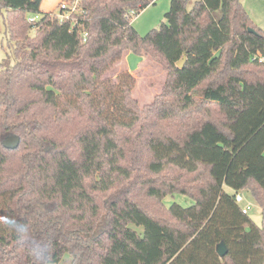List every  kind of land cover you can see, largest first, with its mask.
<instances>
[{"label": "trees", "instance_id": "16d2710c", "mask_svg": "<svg viewBox=\"0 0 264 264\" xmlns=\"http://www.w3.org/2000/svg\"><path fill=\"white\" fill-rule=\"evenodd\" d=\"M79 1L72 28L42 0H0L15 57L0 62V222L50 239L53 264H264V30L241 0H171L143 36L147 0ZM125 52L166 72L141 108L131 73L103 78ZM175 193L193 203L167 206ZM0 264H33L2 223Z\"/></svg>", "mask_w": 264, "mask_h": 264}, {"label": "rangeland", "instance_id": "374dc122", "mask_svg": "<svg viewBox=\"0 0 264 264\" xmlns=\"http://www.w3.org/2000/svg\"><path fill=\"white\" fill-rule=\"evenodd\" d=\"M59 1L60 0H42L40 10L42 12H55ZM170 1L171 0H156L154 3H150L138 14L133 15L131 20L132 26L142 36L152 29L158 28L160 23L165 21L164 15L169 9ZM193 1L194 0H187V8L192 6ZM241 2L253 23L264 30V0H241ZM3 15H5V9L2 7L0 8V62L6 58H10V60L14 62L15 57L13 55V48L9 42V38L5 34ZM32 33L33 31H30V34ZM138 58L140 60V57ZM141 58L143 60L141 66L133 73L136 82L132 92V97L138 102L140 108L149 105L155 95L159 94L166 77V72L160 65L147 57L142 56ZM122 72L130 73L128 65L126 66V62H120L119 60L107 73H105V75H103V78L117 82L118 75ZM241 194L243 200L239 205H249L248 215L257 225H261L262 217L258 204L247 190L241 191ZM173 202L184 207L193 203L189 197L177 193L167 195L164 199V203L167 206ZM0 219H2L1 215ZM59 264L66 263L61 262Z\"/></svg>", "mask_w": 264, "mask_h": 264}, {"label": "clouds", "instance_id": "9594fccd", "mask_svg": "<svg viewBox=\"0 0 264 264\" xmlns=\"http://www.w3.org/2000/svg\"><path fill=\"white\" fill-rule=\"evenodd\" d=\"M2 223L11 232L18 244L27 245L33 264H53L52 241H32L29 237L28 225L12 217H4Z\"/></svg>", "mask_w": 264, "mask_h": 264}, {"label": "built area", "instance_id": "2783aa9c", "mask_svg": "<svg viewBox=\"0 0 264 264\" xmlns=\"http://www.w3.org/2000/svg\"><path fill=\"white\" fill-rule=\"evenodd\" d=\"M148 3H154L156 0H147ZM51 13V12H50ZM85 10L81 7L79 0H60L56 11L51 14L57 18L60 22L68 21L72 28L81 26L85 18ZM39 14H33L28 17L29 22H35L39 18ZM86 32L82 31V36L85 38ZM234 200L237 204H240L243 200L241 192H235ZM249 205L241 206V211L244 214L248 213Z\"/></svg>", "mask_w": 264, "mask_h": 264}, {"label": "water", "instance_id": "95a60500", "mask_svg": "<svg viewBox=\"0 0 264 264\" xmlns=\"http://www.w3.org/2000/svg\"><path fill=\"white\" fill-rule=\"evenodd\" d=\"M250 32H254L253 29H249ZM184 56L182 57V59H180L178 62H177V66L178 67H182L183 66V63H184ZM19 141H20V138L19 136H16V135H11V136H8L6 137L4 140H3V145L6 147V148H16L19 144ZM216 252L217 254L222 257L226 254L227 252V247L226 245L224 244V242H220L217 244L216 246Z\"/></svg>", "mask_w": 264, "mask_h": 264}, {"label": "crops", "instance_id": "0c3cea01", "mask_svg": "<svg viewBox=\"0 0 264 264\" xmlns=\"http://www.w3.org/2000/svg\"><path fill=\"white\" fill-rule=\"evenodd\" d=\"M138 57H140V60ZM141 57L142 56L135 55L131 52H125L122 58L120 59V62H126V66L128 65V70L133 75L134 71L138 69L143 62ZM225 190L227 192H232V190L229 187H225Z\"/></svg>", "mask_w": 264, "mask_h": 264}]
</instances>
